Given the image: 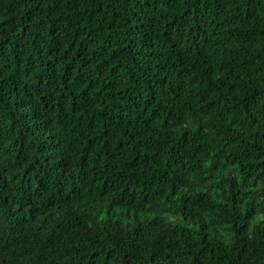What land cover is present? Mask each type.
I'll list each match as a JSON object with an SVG mask.
<instances>
[{"label": "trees", "instance_id": "trees-1", "mask_svg": "<svg viewBox=\"0 0 264 264\" xmlns=\"http://www.w3.org/2000/svg\"><path fill=\"white\" fill-rule=\"evenodd\" d=\"M0 264H264V0H0Z\"/></svg>", "mask_w": 264, "mask_h": 264}, {"label": "rangeland", "instance_id": "rangeland-1", "mask_svg": "<svg viewBox=\"0 0 264 264\" xmlns=\"http://www.w3.org/2000/svg\"><path fill=\"white\" fill-rule=\"evenodd\" d=\"M122 222H124V219H122V218H119Z\"/></svg>", "mask_w": 264, "mask_h": 264}]
</instances>
